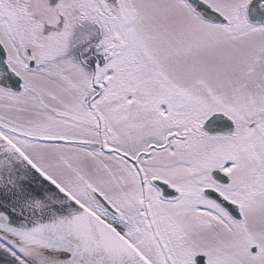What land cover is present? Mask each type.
Listing matches in <instances>:
<instances>
[{
	"label": "snow or ice",
	"instance_id": "6c2138e0",
	"mask_svg": "<svg viewBox=\"0 0 264 264\" xmlns=\"http://www.w3.org/2000/svg\"><path fill=\"white\" fill-rule=\"evenodd\" d=\"M0 264H264V0H0Z\"/></svg>",
	"mask_w": 264,
	"mask_h": 264
}]
</instances>
